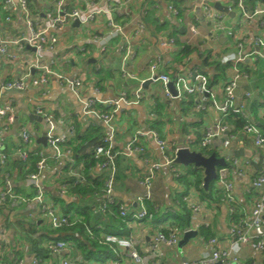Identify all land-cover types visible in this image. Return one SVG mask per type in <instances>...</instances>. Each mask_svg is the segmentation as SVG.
<instances>
[{
    "label": "crops",
    "instance_id": "1",
    "mask_svg": "<svg viewBox=\"0 0 264 264\" xmlns=\"http://www.w3.org/2000/svg\"><path fill=\"white\" fill-rule=\"evenodd\" d=\"M122 1L64 0V8L79 11H86L93 6L107 8L108 5H111L118 8V3ZM259 2L264 3L261 0ZM171 3L174 11L169 10ZM29 4L33 15H39L40 19H45L46 6L49 5L44 0H29ZM221 4L226 6L223 2ZM199 6L198 0L173 2L170 0H133L129 6L121 7L113 16L114 22L121 26L123 37L118 36L105 40L104 45L100 44L99 46L89 44L88 40L110 34L111 30L105 17L98 16L88 26H83L78 22L75 24L76 21H71L61 31L53 33L57 37L56 51L53 55V69L65 78L83 79L80 98L76 97L69 87L61 85L55 78H51L46 87H32L28 84L24 91L19 93L10 92L4 94L2 98L3 104H9L12 107V114L17 120V124L14 128L13 123L7 131L2 133V122L0 121V152L6 153L11 159L14 155L13 151L15 153L20 143V129L25 128L34 142L30 150L42 151L48 157L45 169L38 180L39 185L45 192L47 201L60 205L62 213L65 207L86 204L91 208L92 221H90L89 227H100L99 230L103 231L101 237L103 235H114L130 240L135 252L143 259L142 264H180L183 261L194 262L209 257V252L205 247L208 239L205 240L199 233L181 249L177 245L174 247L161 246L158 251H151L150 249L159 228L162 227L161 229L165 231L170 225L169 213L174 215L176 211H179L175 207L174 197L183 189L175 179L173 172L170 169L163 168L153 180L150 203L157 213L155 216L150 215L142 221L134 222L121 220L122 223L116 224V228L106 232L104 226L112 224L111 217L119 221L120 219L117 217V212H113L114 215L111 217H104L97 212L98 205L103 198L100 192L102 185L93 196H86L82 199L72 192L71 187L66 194L60 195V187L64 179L72 180L69 177L70 170L82 171V164L77 163L66 169L65 161L55 159L53 153L47 147L37 144V139L46 133L47 126L44 122L40 123L29 119V116L32 114L36 116L35 109L41 108L43 113L52 117L56 124L54 133L62 139L70 137V129H72V139L75 138V127L80 132H84L88 128H101L104 138L109 133L106 125L95 117L83 114L84 102L87 99L100 102L112 101L122 92L132 98L134 91L141 87V102L138 105L124 108L122 112L115 116V134L111 145L113 151L118 153L114 200L117 205L127 207L130 212L137 211L139 207L136 204V199L144 193L140 183L146 165L139 155L129 157L122 155L127 141L137 131L144 132L148 125L151 129L152 124H156V130L153 131L158 133L161 139L168 144V153L172 156L176 148L184 146L188 139H200L205 131L212 128L221 118L219 112L213 107L209 95L186 96L169 101L164 97L160 84L147 80L150 77L149 67L153 62V57L161 54L157 43L158 39L168 37L174 40L173 47L163 53L164 63L159 65V73L174 75L194 71L201 73L202 71L206 73L208 78H211L212 68L203 66V58H205L203 54L206 51H210L212 57L222 64L225 62L231 64L232 76L227 79L230 74L229 71H226L227 81L236 74V68L240 72H244L246 77L239 78L238 81L237 101L240 102L245 93H251L250 106L248 104L250 117L254 119L255 116L252 111L255 110L257 119L264 122V98L262 97L264 92V60L256 55L258 50L253 43L255 36L259 34L264 36V28L261 29L259 25L261 20L255 19L241 24L237 11L231 9V15H222L226 25L233 28L236 34L235 38L228 37L225 34H218L215 37L211 35L209 27L204 23ZM118 12L119 14H117ZM151 14L155 24L145 21ZM6 18H9V21ZM191 24L197 29L196 35L188 31L187 26ZM139 25L144 26V31L137 33ZM0 32L5 38H15L26 33L23 17L20 14L10 15L5 7L4 0H0ZM124 38L129 40L128 50L131 53L128 55L129 59L127 60L125 73H122L120 65L127 52V42ZM186 44L190 47L191 53L186 57H181L182 45ZM9 56H12L13 59H10ZM238 57L241 61L236 64ZM30 58H34V51L30 47L25 46L23 49H19L15 45H7L4 54L0 55V85L25 73L28 70L27 63ZM224 83L222 81L210 86L216 101L219 103L223 101L222 89ZM152 104L155 105L154 110H157V115H155V120L150 122L148 115L151 110L153 111ZM254 124L257 127L260 125L259 122ZM223 139L224 137L211 140L208 149L220 154L223 149ZM140 144L146 149V159L149 163L162 162L160 153L149 137L140 139ZM243 148L250 149L253 154L257 153L264 163V152L254 149L252 142ZM193 149L197 148L193 147ZM177 169L185 171L184 167H177ZM98 175L99 171L96 166L94 170L90 171L89 180H85L86 187H89L94 181L95 183L96 181L99 182ZM252 178V176H249L247 179H232L240 210L239 216L246 219L249 218L253 201L257 197L256 191L251 187ZM18 187L26 193L30 188V183L27 179L23 182L15 178V174L11 172L7 188L12 191ZM189 189H194L198 193L196 187H190ZM61 204L63 205L61 206ZM28 213L29 208L21 203H12L7 209L2 210L0 222L6 224L5 219H8L11 224L7 232L8 242H3V244L0 242V245L4 247L3 252L0 251L1 264H30L32 257L36 256L28 246L13 247L11 242L13 230L18 229L14 222L32 221L28 218ZM160 213L163 214L162 218H160ZM68 215L74 216L75 214L71 212ZM75 216L82 221L81 216ZM204 217L211 221L209 235L217 237L222 244L229 240V219L227 209L222 204L213 208H206ZM97 219L101 222H95ZM43 227L45 226L43 225ZM88 231H90L89 228H86L87 233ZM185 231L178 230L180 239ZM90 238L93 239V236H90ZM69 243L71 244V251L67 257L71 259L83 260L88 264H134L128 251L119 249L115 245L99 244L104 248L102 250L103 255H100V258H103L104 261L97 262L93 259L85 260L77 248V244L73 241ZM87 248L89 250L90 246L87 245ZM3 253H7L8 260L5 258L2 260ZM238 254L241 264H250V255L245 247L240 246ZM64 258V254L59 256L48 255L43 258V264H60ZM216 264H225V262L220 261ZM259 264H264V254L259 258Z\"/></svg>",
    "mask_w": 264,
    "mask_h": 264
},
{
    "label": "built area",
    "instance_id": "2",
    "mask_svg": "<svg viewBox=\"0 0 264 264\" xmlns=\"http://www.w3.org/2000/svg\"><path fill=\"white\" fill-rule=\"evenodd\" d=\"M47 7L45 12V19H40L39 15H33L30 10L29 0H4L5 7L10 15L20 14L24 19V25L26 33L20 34L15 38H5L0 32V55L4 54L7 45H15L19 49H23L25 46L30 47L34 51V58H30L27 65L28 70L22 75L18 76L12 81L5 82L0 85V121L2 122L1 132L7 131L8 127L12 125L15 118L12 114V107L9 104H3L2 98L4 94L22 92L30 84L32 87H46L51 78L57 79L61 85L69 87L76 97L81 96V90L83 87V79L75 78L68 79L63 75L56 72L54 67L55 49L57 46V37L53 34L61 31L63 27L71 22L78 21L83 26H88L94 22L98 16L106 18L107 25L110 27V34L108 36L93 37L88 40L89 44L99 46L104 45L105 40L113 39L118 36H122L121 26L114 22L113 16L116 11H119L121 7H126L131 4L133 0H123L118 3V8L108 5L107 8H99L93 6L86 11H79L77 9H65L64 0H44ZM178 1V0H170ZM200 3L199 9L201 10L202 19L204 23L209 27V32L213 36L218 34H225L228 37L235 38V32L233 28L226 25L224 22V16L217 13L213 9V3L223 2L229 8L235 9L239 15L240 23H246L255 19H260V28H264V3L255 4L251 8L247 6L245 0H198ZM170 11H174L172 3L169 6ZM176 13V12H175ZM119 14V12L117 13ZM9 21V18H6ZM188 31L196 35L197 29L191 24L187 26ZM144 31V26H138V32ZM127 42V52L123 57L120 65V70L125 73L126 64L129 53L128 43L129 40L124 38ZM161 54L153 57V62L150 64L149 71L150 77L147 79L152 83L160 84L162 87V93L164 97L169 101H174L186 96L195 95H209L213 107L219 112L221 118L217 123L205 131L204 135L200 139L191 138L188 142L179 148H176L173 152V156L169 155L168 144L161 139L158 133L149 129L147 126L144 132L137 131L125 144L123 154L125 157L132 155H139L142 158V162L146 165L143 177L141 180V187L144 189V193L137 197L136 204L139 209L135 212H130L127 207L117 205L113 194L117 177V164L116 159L118 153L114 152L111 145L114 140L115 116L122 112L126 107L138 105L141 102V87H138L133 93V97L129 98L125 92L120 93L115 100L100 102L98 100L87 99L84 102L83 114L85 116H92L102 121L107 129L108 135L103 138L102 144L94 150V157L101 160L97 165L99 171L98 180L101 182V196L103 197L98 205L97 212L104 217H111L114 215V207L118 209V216L122 221H142L147 217L146 203L152 199V184L156 175L161 169H170L175 178H178L181 174L174 164L173 159L175 153L180 148H187L191 151L206 150L209 148L210 141L224 137V134L228 132V135L223 142V149L219 154L224 158L225 166L216 170L215 189L219 192L221 197V204L227 209L228 213L234 214L238 210V201L235 195V185L233 178L247 179L252 176L251 187L257 193V197L254 199L252 207L250 209L249 218H240L236 223H231L229 226L228 234L229 240L222 244L217 237H211L206 241V250L209 252L207 259L199 261H183L180 264H216L220 261L225 264H241L239 258V248L243 246L247 249L250 255V264H259V258L264 254V164L259 170H256L253 164H256L259 160L257 153L252 154L251 158H228L225 156L227 150H235L240 147H245L243 144L251 140L254 149L264 152V132L250 120V114L248 111V104L252 99V94L247 92L244 98L238 102L236 97V91L238 89L239 78H245L244 72H240L235 69L236 74L223 85V101L217 102L208 84V77L205 74L194 72H185L184 74L178 73L174 75H167L159 73L158 68L163 62V53L174 45L172 38H160L157 40ZM255 48L258 50L256 55L264 60V36L257 35L253 39ZM13 59L12 56H9ZM241 61L238 57L236 64ZM264 98V92L262 93ZM154 110L155 105L152 104ZM105 112H104V111ZM36 115L43 119L44 124L47 126L46 131V147L53 153L55 159L63 160L70 168L73 166L71 150L65 147V144L72 138V129H70V137L65 139L59 138L55 135V122L52 117L43 113L41 108L35 109ZM149 120L153 122L156 118L155 114L151 110L149 113ZM233 116L237 119L249 120V123L244 126L241 136L243 140L239 139L237 134L232 133V127L226 124V119ZM149 137L158 152L162 157L161 163H149L146 159V149L140 144V139ZM243 142V144H242ZM34 144L29 133L25 128L20 129V143L15 150V157L25 162L28 158V151ZM192 146V147H191ZM193 147L197 149H193ZM199 152V151H197ZM35 155L38 157L36 163V171L27 176V180L30 183L33 190V196L31 199L15 196L12 191L7 188L9 185L10 173L6 172L7 162L9 156L0 152V179L5 177V190L0 192V204L5 203L9 198L14 204H23L29 208L28 218L35 221L45 222L50 229L57 230L61 227L72 226L76 223H80L81 220L77 216H69L63 214L60 205L47 201L45 192L39 185L38 180L40 174L44 171L48 157L42 151H36ZM69 177L72 178L74 185H85V177L82 171L70 170ZM72 187L68 182H63L60 187V195L66 194L68 189ZM183 202L188 207L191 214V228L186 230L196 231L199 229L210 228L211 221L204 217L206 207L198 199V193L194 189H189L187 194L183 197ZM1 218V211H0ZM97 230L100 227H95ZM162 228V227H161ZM159 228V231L155 234L152 244L150 246L151 251H158L159 247H174L180 240V235L177 229L167 227L166 230ZM185 231V232H186ZM92 237V233L88 231ZM7 229L6 224L0 222V241H7ZM102 239L105 244H111L117 246L119 249L127 250L129 257L133 260L134 264H142L143 259L135 252L130 240L119 238L114 235H103ZM46 249L51 256L65 255V258L61 260L60 264H88L83 260L71 259L67 257L71 251V244L65 241H54L47 244ZM44 260L40 256H33L30 264H43ZM1 264V263H0ZM160 264V263H156Z\"/></svg>",
    "mask_w": 264,
    "mask_h": 264
},
{
    "label": "trees",
    "instance_id": "3",
    "mask_svg": "<svg viewBox=\"0 0 264 264\" xmlns=\"http://www.w3.org/2000/svg\"><path fill=\"white\" fill-rule=\"evenodd\" d=\"M247 5H251L253 3V0H245ZM177 5V4H176ZM251 8V6H250ZM153 16L149 15V18H147L145 21L147 23H154ZM155 24V23H154ZM183 48L180 51L181 57H186L191 53L190 47L186 45H182ZM206 54V55H204ZM203 54V66L204 67H211L213 72L211 74V78H208V84L209 88L210 86H213L214 84L221 83L224 81L225 83L227 82V79H229L232 75L231 71V64L229 62L221 63L220 61L216 60L215 58L212 57L210 51H206ZM226 71H229L230 76L226 79ZM247 71V70H245ZM202 74H205L204 72L201 71ZM207 76V75H206ZM208 77V76H207ZM226 79V81H225ZM263 82H264V77H263ZM224 83V84H225ZM260 94V93H259ZM191 104V103H190ZM250 106V103H249ZM257 106V105H256ZM104 111V110H103ZM249 111V107H248ZM105 112V111H104ZM254 114V119L250 117V120L254 123L259 122V129H261V132H264V122H261L257 119L256 116V111H252ZM153 113L157 115V110H153ZM250 114V113H249ZM249 123V120H244V119H237L233 116H230L226 119V124L232 127V133L237 134L239 136L240 140H243V136H241V132L244 128ZM156 125V124H155ZM152 124L151 130H156V126ZM256 125V124H255ZM158 129V127H157ZM75 138H71L66 144L65 147L71 150L72 153V160L73 163L72 165H76L77 163L82 164V171L85 177V180H89V174L90 171L94 170L96 166L101 162V160L96 159L94 157V150L102 144V139H103V131L101 128H88L84 132H80L78 129L75 127ZM252 142L251 140L246 141L244 146L249 145V143ZM37 150H29L28 151V158L25 162L21 161L15 155L10 159H8L7 162V169L6 172L9 174L11 177V172L15 174V178H18L19 180H22L23 182L27 179V176L31 173H34L36 171V163L38 161V157L35 155ZM199 151L202 155L204 156H209L210 154L214 153L217 157L219 156L218 152L214 150H197ZM14 154V151H13ZM173 156V155H172ZM264 164L262 162V158L259 157V160L256 164H253L254 168L256 170H259L260 167ZM71 165L66 164V169L69 168ZM174 166L177 168L178 166L174 164ZM185 171H180L181 174L179 175L177 181L181 185L183 191L177 193V195L174 197L175 202H176V208L179 210L178 212L174 215L170 214L171 222L169 227L171 228H177L179 231H184L188 230L191 226V214L186 206V204L183 202V197L187 194L189 191L190 187H196L198 190V195L201 203L205 204L206 208H213L214 206H218L221 204V197L219 192L215 189V180L212 181L207 189H204L202 184V179H203V172L200 169H194L190 167H184ZM200 172V173H199ZM5 177H2L0 179V192L5 190ZM98 179V178H97ZM64 182H68L69 185H72V192L78 195L79 197L86 198V196H93L94 193L97 192V190L101 187V182L95 183V181L89 186L86 187L87 185H74L73 180L69 181L68 179H64ZM13 194L17 197H22V198H27L31 199L33 196V190L31 189V186L28 190V192L25 191L18 187L14 188L12 190ZM24 193V194H23ZM62 203V201H60ZM12 200L9 198L6 199L5 203L0 204V211L2 215V210L7 209L8 206L12 204ZM63 204H61L62 206ZM64 214H70L73 212L75 215L81 216L82 221L80 223H76L72 226H67V227H61L60 229L57 230H52L50 227L44 222H39V221H16L14 222L18 229L15 231L13 230L12 232V239L11 242L13 243L12 246H19V245H26L31 249V252L36 254V256H40L42 258H45L48 256V251L46 249V246L50 242H56V241H65V242H70L73 241V243L77 244V248L80 250L81 254L83 255V258L85 260H95V261H100L103 262L104 259L100 258V255H103V247L100 246L99 244H105L101 234L103 231L97 230L95 227H89L90 221H92V218L90 216L91 213V208L87 206L86 204H79L78 206H71V207H65L63 208ZM114 213L117 212L118 210L116 207L113 208ZM146 209H147V217H150V215H156L157 213L153 209V205L150 202L146 203ZM239 210V209H238ZM239 211H236L233 215L228 213V219H229V226L231 223H236L238 219L241 218L239 216ZM168 215V216H169ZM118 216V215H117ZM112 218V224L111 225H105V231L109 232L111 229L116 228V224L122 223L121 218L120 221L117 220L114 217ZM165 220V219H164ZM7 228L9 229L10 224L8 219H5ZM95 222L100 223V220H96ZM38 223H40L38 225ZM45 227H43V225ZM86 228H89L90 232L92 233L93 239L90 238L88 235L89 233L86 232ZM210 228H200L198 233L200 236L205 238V240L209 239L212 237L210 234ZM106 234V233H104ZM87 245L90 246L89 250H87ZM5 259L8 260L7 254L5 255Z\"/></svg>",
    "mask_w": 264,
    "mask_h": 264
},
{
    "label": "water",
    "instance_id": "4",
    "mask_svg": "<svg viewBox=\"0 0 264 264\" xmlns=\"http://www.w3.org/2000/svg\"><path fill=\"white\" fill-rule=\"evenodd\" d=\"M264 2V0H261ZM213 9L220 14H227L231 15V12L229 11V8L220 2L213 3ZM78 21L75 22L77 24ZM29 119L36 120L40 123H43V119L40 116L30 115ZM17 124V120L15 119L13 127L15 128V125ZM228 135V132L224 134L225 141L226 136ZM37 144L46 147V133L42 135V137L38 138L36 141ZM252 151L247 148H237L235 150H232L231 157L233 158H251L252 157ZM173 164L177 166H183V167H193L194 169H200L203 172V179H202V186L204 189H207L209 184L216 179V170L220 167L225 166V160L224 158L220 156H216L214 153L210 154L209 156H204L200 152L197 151H191L187 148H180L176 151ZM98 215V213H97ZM197 235L196 231H186L183 233L182 238L178 241L177 247L181 249V247L185 246L191 239H194Z\"/></svg>",
    "mask_w": 264,
    "mask_h": 264
},
{
    "label": "rangeland",
    "instance_id": "5",
    "mask_svg": "<svg viewBox=\"0 0 264 264\" xmlns=\"http://www.w3.org/2000/svg\"><path fill=\"white\" fill-rule=\"evenodd\" d=\"M252 4H261V2H259V0H253V3ZM231 153H232V150H228V151H226L225 152V156H227L229 159L230 158H232L231 157ZM179 168H183V166H178ZM191 169L193 168V167H190ZM200 173V172H199ZM162 212V211H161ZM162 213H160V218H162ZM6 229H7V232L9 231V229L7 228V225H6ZM1 242V241H0ZM1 244H3V242H1ZM1 246V245H0ZM2 249H4V247L3 246H1V248H0V251L1 252H3V250ZM7 253H3V255L1 256L2 257V260L5 258V255H6ZM0 262H1V258H0Z\"/></svg>",
    "mask_w": 264,
    "mask_h": 264
}]
</instances>
